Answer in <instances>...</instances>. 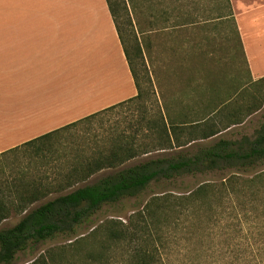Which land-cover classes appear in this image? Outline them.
<instances>
[{
    "label": "trees",
    "instance_id": "16d2710c",
    "mask_svg": "<svg viewBox=\"0 0 264 264\" xmlns=\"http://www.w3.org/2000/svg\"><path fill=\"white\" fill-rule=\"evenodd\" d=\"M220 1L224 6L221 7L219 2L213 19L232 22L240 45L229 0ZM121 2L123 0H107L137 94L64 128L90 121L133 101H141L145 96L155 97L157 109L150 117L141 116L137 120L145 121V137L152 141L138 145L137 135L133 132V135L125 136L123 130L101 138L102 145L94 138V146L87 144L90 153L74 156L64 177L70 180L82 173L87 177L102 168L119 166L146 152L143 150L147 148L159 151L188 146L174 149L175 152L168 155L146 157L133 166L107 174L94 183L34 208H30L31 203L44 196L46 187L34 179L26 180L24 170L11 176L0 165V223L12 212L21 214L14 225L0 227V264H15L20 253L35 249L38 244L56 239L58 235L66 236L69 241L48 247L25 264H173V260L168 261L166 249L174 251L172 256L180 255L177 247L185 243L193 248L184 251L185 256L181 254V264H205L202 260L207 261L209 257L217 262V252L225 248H229L230 264H264V124L251 137L213 140L222 129L242 123L264 103V98L257 105H246L245 109L223 107L221 110L210 109L205 114L192 108H171L169 98L161 93L160 99L156 96L153 81L146 71L143 47L136 34L133 41H129L128 36L123 37L124 31L116 14ZM185 2L187 5L190 0ZM176 19L164 27H155L154 18L150 19V28L140 27L138 32L146 35L168 26L176 28L195 23L190 13L184 11H179ZM149 37H146V48L150 56L152 42ZM216 121L229 122L218 127ZM182 133L187 137L185 140L180 139ZM47 135L23 145H33L34 151H40L42 148L35 142ZM205 140L207 142L202 143ZM106 147L108 152H105ZM15 149L17 147L12 150ZM256 168L260 170L256 171ZM226 170H231L230 174H225ZM207 173H219L220 177L218 181H205L184 193L154 194L126 222L108 218L77 237L78 229L93 222L96 213L106 204L136 196L150 184L175 183L186 175Z\"/></svg>",
    "mask_w": 264,
    "mask_h": 264
},
{
    "label": "crops",
    "instance_id": "0c3cea01",
    "mask_svg": "<svg viewBox=\"0 0 264 264\" xmlns=\"http://www.w3.org/2000/svg\"><path fill=\"white\" fill-rule=\"evenodd\" d=\"M229 3L248 75V81H239L238 91L248 93L245 96H254L257 95L255 88H259L263 94L264 0H229ZM242 13L251 14V18L245 20L244 16L241 23L239 17ZM220 22L228 23L226 20ZM206 23L177 26L178 30L168 37L170 43L176 45L173 52L179 50L180 54L184 53L186 62L195 58V47L188 46L182 52V43L190 42L197 36L189 30ZM229 24L235 36L234 27ZM166 28L168 27L162 30ZM186 33L191 39L183 38ZM202 38L196 37L195 40ZM166 39L165 37L164 41ZM185 69L190 73L189 80L194 79L192 76L196 72L195 67L189 64ZM188 83L186 100L176 93H162L165 98H169L171 108L197 109L201 84L197 81ZM248 85L254 87V90L245 89L250 87ZM238 91L227 89L226 97L222 99L224 102L221 103L230 104ZM136 94L107 0H0V153L49 134L35 142L36 146L47 148L53 139L57 140V135L70 128H64L67 125L126 101ZM185 101H190L191 104L186 106ZM261 107H264V103ZM183 135L185 134L182 133L181 136ZM62 141L59 139L58 142ZM187 146L188 144L176 149ZM75 148H64L63 155L69 153L67 157L72 160L74 156L85 153L83 149L86 145L83 143ZM144 153L146 152L140 155ZM53 162H45L44 177L35 178V182L46 187L44 182L50 181L49 172L52 173L55 166L52 165ZM125 163L102 168L87 177H83L82 173L70 180L64 177L68 170L61 171L57 176V184L59 183L62 191H71L135 164L124 165ZM46 190H43L44 196L32 202L31 206L50 200L43 201V198L53 193L52 190Z\"/></svg>",
    "mask_w": 264,
    "mask_h": 264
},
{
    "label": "rangeland",
    "instance_id": "374dc122",
    "mask_svg": "<svg viewBox=\"0 0 264 264\" xmlns=\"http://www.w3.org/2000/svg\"><path fill=\"white\" fill-rule=\"evenodd\" d=\"M135 2L136 6L134 8V0H123L120 8L117 9V20L122 28V32L124 31L123 37L125 39L128 36L129 41H133L135 33L141 43L143 47L145 67L147 69L146 71L153 81L158 99H160V95L164 92L167 93V95H173V93H176L177 95H180L183 100H186L188 98V82L191 81L194 83L197 81L201 84L199 91L200 95L198 96L199 101L196 103V110H198V113L202 111V113L205 114L207 111L212 109L210 107L219 106L220 107L218 109L220 110L221 108L228 106H230V109H234L237 106H239L240 109H245L246 105H257L261 100L263 101L264 93L262 94L259 88H255L257 95L254 96L252 94L245 96L248 93L244 94L243 90L238 91L239 81H248V75L243 61L242 47L238 45L236 36H234L233 29L231 28L232 26H230L229 22H220L219 20L213 19L215 15L214 9L217 5H219V2L221 7L224 6L223 2L221 3L220 0L219 2L215 0H190V3L188 2L187 5L185 4V0H135ZM124 6L126 8H124ZM179 11L190 13L192 21L196 23L207 22L203 26L198 25L196 29L189 30L190 32L196 33V37H203L202 39L195 40L196 37L191 39L188 37L187 33L183 35L184 39H191V41H184L182 43L184 46V49L182 48V52H184L188 46L195 47L194 52L196 57L192 58L190 62H186L184 60L185 54H180L179 50L176 51V53L173 52L175 51L174 48H176V45L173 44V42L170 43L168 39L172 33L178 30V28H171L168 26L165 30L146 35H142L138 32L140 27L147 29L150 28V19L153 18L156 22L155 27H164V24H172L176 17L178 19ZM244 16L245 20H248L247 18H251V14L242 13L239 17L241 23H243L242 21ZM128 21H130L131 24H128ZM231 25H233L232 22ZM147 35H150L149 38L152 42V48L149 50L150 56L148 54V49L146 48V41L148 39L146 38ZM163 36L168 40L166 39L164 41ZM257 62L260 63L258 59ZM189 64L194 66L196 71L192 76L194 79L191 80H189L190 73L187 69H185V66L187 67ZM152 65H154L153 68ZM138 69L141 70V66L138 65ZM140 79L142 80V74ZM144 87L148 90L146 85H144ZM229 88L238 91V93L230 104L221 103L224 102L222 99L226 97L227 89ZM245 89H250L251 91L254 90V87L250 86ZM215 91L216 93H213ZM215 98L217 101H214ZM184 103L186 106L191 104L190 101H185ZM259 108L260 106L257 110ZM156 109L157 105L155 97L147 98L145 96L141 101H133L122 107L101 113L90 121L77 123L74 126H71L68 130H65L57 135V140L54 141L53 139L51 145L47 148L40 149V151H34L33 145L19 146L15 150L6 151L0 155V165L4 169L5 173H11V176L24 170L25 172H28L26 180H31L38 177L43 179V171L45 169L43 166L45 165V162L47 160L51 162L55 161L52 163V165H55L52 173L51 171L49 172L50 181L44 182L47 189L46 192L48 190H52L53 193L43 198V201L51 199L55 195L60 193L64 194L70 191V189L62 191L59 183L57 184L58 174L61 171L66 172L70 168L69 162L71 159L67 157L69 153H67V155H63L64 148L69 147V150H72L76 145L79 148L84 143L86 148H84L83 151L85 154H89L90 152L87 148V144L89 145L88 147H91L99 141L98 144L102 145L101 138L109 135L110 133L115 134L121 130H123V135L125 136L133 135L132 133L134 132L137 135L136 144L140 145L141 142L144 141L149 144V142L152 141V138L150 139L145 137V126L143 125L145 121L137 122V120H139L141 116H145V118L150 117L152 112ZM256 111L255 113L252 112L248 115L242 123L231 125L226 129H222L213 137V140L218 138L240 139L241 136H253L254 131L261 124H264V107H261L257 112ZM216 122L218 123L217 126L221 127V125H225L229 121ZM135 128L136 131L134 130ZM94 138L96 142L94 141ZM186 138L187 137L185 135L182 136V139ZM59 139H62L63 141L58 142ZM207 140L202 143H206ZM143 148L144 147H142V149ZM174 149L177 150L176 148H173L162 152L161 150L152 151L147 148L144 150L146 153L138 155L134 159L127 162L125 161L126 163L124 162V165L137 163L149 156L162 154L168 155L175 152ZM105 152H108L107 147ZM259 168L261 169V166ZM259 168H256V171L260 170ZM230 172L231 170H226L224 173L230 174ZM219 177V173L196 174L194 176L186 175L177 179L175 183L163 182L156 185L150 184L136 196L125 197L115 203L104 205L101 210L96 213L93 222H89L78 229L77 237L88 233L93 226L108 218L121 219L126 222L127 219L137 209L141 208L146 200L154 194L164 193L165 191L184 193L185 191L193 189L205 181H218ZM34 207H36V205H32L30 208ZM20 217L21 214L12 212L5 221L0 223V227L12 226L19 220ZM223 220L227 221L228 219L224 218ZM219 230L222 229L218 228V231ZM68 241L69 240L66 236L58 235L56 239L47 240L38 244L35 249L26 250L25 252L20 253L15 264H25L30 262L41 251L47 249L48 247ZM192 248L193 246H186V243L185 245L182 244V246L177 247V249H179L178 252H180L182 256H185L184 251H189L190 249L192 250ZM223 251L225 252L224 254ZM166 252H168L167 255L169 254L167 256L168 261L173 260V264H181L180 261L182 259H179L182 257L181 254H175L172 256L171 252L174 251H168L166 249ZM228 253L229 248H225L222 251L217 252V262L213 261V258L211 257H209L207 261L202 260V262L205 264H230L231 257L228 256Z\"/></svg>",
    "mask_w": 264,
    "mask_h": 264
}]
</instances>
